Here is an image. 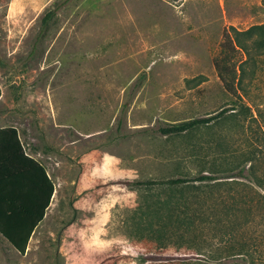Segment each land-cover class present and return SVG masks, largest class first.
<instances>
[{"label":"rangeland","instance_id":"obj_1","mask_svg":"<svg viewBox=\"0 0 264 264\" xmlns=\"http://www.w3.org/2000/svg\"><path fill=\"white\" fill-rule=\"evenodd\" d=\"M226 34L246 47L229 50L235 94L214 66ZM0 87V125L54 182L29 248L2 263L264 264V0H0ZM209 173L206 210L234 213L158 236L157 203L179 188L131 181Z\"/></svg>","mask_w":264,"mask_h":264},{"label":"trees","instance_id":"obj_2","mask_svg":"<svg viewBox=\"0 0 264 264\" xmlns=\"http://www.w3.org/2000/svg\"><path fill=\"white\" fill-rule=\"evenodd\" d=\"M52 15V11L46 13L43 22L46 23ZM255 27L260 28L261 25H254L241 32L250 35L251 30ZM235 32L239 34V31ZM235 46L246 51L245 45L240 42L237 35L233 37L226 34L221 44V54L214 60V66L220 81L223 83L224 88L233 94L236 93L237 88L235 87V81L238 82L240 79V73L237 72L239 67L236 68L235 65L231 66L228 63L232 58L229 50L234 49ZM231 109H234V107ZM228 110V108H222L217 113L208 116L195 117L180 123L161 126L158 131L162 134L184 133L195 126L206 124L222 116ZM249 172L251 176L252 173L254 174L252 170H249ZM13 176H15V179ZM236 176L245 177L243 168L238 170ZM217 178L216 175L209 173L131 182L146 186L168 185L178 187L179 191L176 194H168L166 198L160 202L158 201V203L156 202L159 204L156 211H162V214H164L158 216V221L161 220V223L157 222L158 225H156V227L159 226L158 236L162 235L160 233L164 234L165 230L174 233L192 231L199 238L201 234L196 231L201 233V225L204 222L219 213L218 218L213 217L215 218L214 223L219 224L221 220V210L218 213L217 211L208 212L202 202L205 192H208L206 187L213 184L211 182H214ZM24 179L31 180L32 191H26ZM53 191L54 182L48 175L45 165L25 151L18 129L15 126L0 127V234L20 254H24L33 230L44 218ZM187 191H189V194ZM209 192L211 191L209 190ZM210 208L216 210L213 206ZM236 208L233 203L226 204L223 206L222 214L227 217L226 214L234 213L233 210ZM148 225H151V221H148ZM219 226V228H223L226 227V224ZM230 232L233 231L230 230ZM246 247V244H232L230 252L231 254H242L244 251L247 252Z\"/></svg>","mask_w":264,"mask_h":264},{"label":"crops","instance_id":"obj_3","mask_svg":"<svg viewBox=\"0 0 264 264\" xmlns=\"http://www.w3.org/2000/svg\"><path fill=\"white\" fill-rule=\"evenodd\" d=\"M0 90H1V94H0V100L2 98V93H3V90L2 88L0 87ZM4 118L2 117V115H0V122H3ZM2 126H15L17 129H18V133H19V137H20V140H21V143L25 149V151L27 153H29L30 155H32L34 158L38 159L40 162H42L44 164V162L42 160H40L37 156L39 155V152L37 153H34L33 149H31L30 147H27L26 143H24V140L22 138V135H21V132L19 130V128L16 126V125H13V124H4V125H0V127ZM45 165V164H44ZM46 167V165H45ZM46 171L48 173V175L50 176L49 172H48V169L46 167ZM15 176H13L14 178ZM15 179V178H14ZM25 180V185H26V191H32V186H31V180L30 179H24ZM38 226V225H37ZM37 226L35 227V229L33 230V232L36 230ZM31 237V236H30ZM30 246V238H29V241H28V244H27V248H29ZM9 248H11L12 250H14L15 252L19 253L5 238H3V236L0 234V253L3 254V255H6V252L7 251H10ZM20 254V253H19ZM22 255V254H20ZM0 264H10L7 260L2 263L1 262V259H0Z\"/></svg>","mask_w":264,"mask_h":264}]
</instances>
